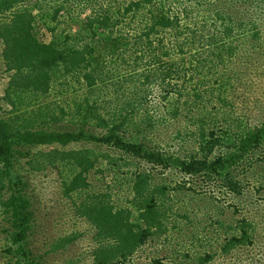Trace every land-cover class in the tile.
<instances>
[{
	"label": "trees",
	"instance_id": "1",
	"mask_svg": "<svg viewBox=\"0 0 264 264\" xmlns=\"http://www.w3.org/2000/svg\"><path fill=\"white\" fill-rule=\"evenodd\" d=\"M57 1L0 0V40L9 74L3 101L11 107L7 117L0 113V215H25L28 195L14 191L23 179L13 169L25 155L32 171H67L61 189L75 216L95 228L89 264H125L204 210L221 239L198 260L194 252L186 254L192 258L186 264H206L214 255L252 245L254 225L239 217L238 203L233 218H215L203 205L207 197L188 187V179L201 178L205 194L213 198L216 188L241 196L246 185L264 194V124L248 123L228 94L229 64L240 39L248 32L259 37L253 20L234 16L225 0H66L84 15L82 26L46 42L36 21ZM177 3L183 8H174ZM176 120L183 124L178 135L197 143L187 158L146 137ZM81 141L121 155L64 148ZM39 145L40 151L24 152ZM102 159L131 171V194L123 204L91 184L90 174L98 172ZM174 168L182 175L175 183L165 176ZM30 216L23 218L16 242L25 239ZM75 239L74 234L58 237L54 249Z\"/></svg>",
	"mask_w": 264,
	"mask_h": 264
},
{
	"label": "rangeland",
	"instance_id": "2",
	"mask_svg": "<svg viewBox=\"0 0 264 264\" xmlns=\"http://www.w3.org/2000/svg\"><path fill=\"white\" fill-rule=\"evenodd\" d=\"M225 1L228 2L227 10L232 11L234 16L253 20V28L259 33V37H255L248 32L240 39V47L229 64L233 80L229 85L228 94L233 107L235 106L236 111L248 123L253 126L261 125L264 124V0H248L241 4L235 3L234 0ZM234 5L235 7H232ZM60 6H63V9L57 18H54L56 8ZM173 6L176 9L183 8L180 3ZM83 18L84 15L79 14V8L75 4L59 0L48 5L38 15L35 28L39 38L49 42L54 36L64 38L66 34L78 30L82 26ZM3 48V42L0 40V113L7 117V110L11 107H5L3 101L9 77L5 72ZM182 127L181 121L176 120L148 131L146 137L161 145L167 152L187 158L196 150L197 143L193 138L178 135L177 130ZM42 146L28 148L24 152L40 151L44 147ZM64 148H87L97 154L107 152L114 156L121 155V152L113 148L91 141L74 142ZM27 160L25 155L20 157L13 169L23 179L21 186L14 185V191L28 195V199L23 197L26 199L25 204H29L25 208V215L18 219H14L11 213L5 217L0 215V264H89L92 248L95 246V228L85 219L75 216L72 200L66 198L61 189L67 171L56 167L32 171ZM99 163L98 172L93 171L90 174L91 184L95 190L110 192L116 202L123 204L131 194L130 169L109 165L104 159ZM165 176L174 183L182 179L176 168L168 170ZM14 180L18 181L16 178ZM188 180V187L196 186L195 188L202 191L199 195L207 197L203 205L215 218H233L237 202L241 210L239 217L248 218L254 225L255 241L252 245L235 249L229 254L214 255L216 258L206 264H264V194L246 185L247 189L241 196H234L228 191L224 193L216 188L218 197L213 198L205 194V182L201 178ZM210 184L215 187L218 182L212 180ZM8 195L9 192L5 197ZM212 201L215 202L211 203ZM218 205L220 210H224L223 216L220 217L215 207ZM205 213L206 210L199 215L192 213L194 222L186 226L180 225L181 230H170L168 237L160 242L146 244L125 264H156L155 260L158 259L162 260V264H186L192 260L186 257L189 252H194V260H198L197 257L204 254V251L211 252L213 245L217 247L216 242L221 239V235L211 226L212 220ZM28 215H31L30 226L25 232V239L16 242L14 237L23 229L21 223L25 222L23 218ZM66 234H74L75 241L66 248L54 249L58 237Z\"/></svg>",
	"mask_w": 264,
	"mask_h": 264
},
{
	"label": "built area",
	"instance_id": "3",
	"mask_svg": "<svg viewBox=\"0 0 264 264\" xmlns=\"http://www.w3.org/2000/svg\"><path fill=\"white\" fill-rule=\"evenodd\" d=\"M248 247V246H247Z\"/></svg>",
	"mask_w": 264,
	"mask_h": 264
}]
</instances>
